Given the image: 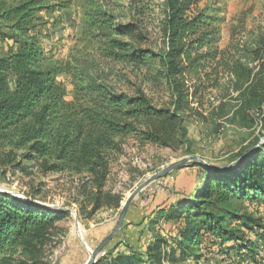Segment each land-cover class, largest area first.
Here are the masks:
<instances>
[{
  "label": "rangeland",
  "instance_id": "1",
  "mask_svg": "<svg viewBox=\"0 0 264 264\" xmlns=\"http://www.w3.org/2000/svg\"><path fill=\"white\" fill-rule=\"evenodd\" d=\"M1 1L10 8L28 0ZM88 1L35 0L37 9L33 11L34 17L27 29L13 28L12 22L3 28L7 37L0 43V56L10 50L17 51L18 44L23 41H33L43 54L41 68L53 72L66 103L76 96L72 74L87 69L118 92L131 95L143 90L153 106L172 108V93L159 79L157 70L161 68L154 66L153 60L148 59L147 66L136 67L104 54L101 43L93 37L95 30L85 16ZM92 1L109 11L115 24L138 23L145 39L135 45L151 52L163 49L159 31L163 0ZM198 4L205 14L214 18L218 38L213 45L226 57L214 67L211 75L212 82L217 80V85L213 87L211 81L205 82V87L196 95L193 88L187 90L192 109L180 114L183 117L180 126L185 135L178 139L176 146L144 141L131 134L114 138L116 144L101 188L111 197L104 200L102 208L92 212L98 187L94 172L51 171L46 165L52 161V156L37 164L22 161L26 147L16 148L11 136L4 140L0 138V192L53 212L57 217L35 237L11 248L0 258V264H83L102 235L114 227L131 192L168 164L196 156L211 167H226L253 147L251 159L259 157L260 149L256 151L257 148L264 153V147H261L264 143V71H260L261 60L251 53V50L263 47L260 38L264 36V0H198ZM141 7L145 8L139 13ZM122 39L127 41L128 37ZM232 57L252 70L250 78L239 79L227 71L224 63L229 64ZM186 83L191 85L188 80ZM261 158L264 160V155ZM19 161L24 169L13 166ZM210 171L200 163L190 161L149 182L135 196L128 207L131 218L137 220L144 213L153 220L147 239L151 238V233L152 237H164L165 231L177 223L185 224L184 218L167 221L165 215L172 204L183 202L195 192L201 179ZM224 208L229 210L225 226L241 241H235L232 235L216 236L204 231L199 237L200 245L195 249L199 257L182 260L172 252L176 248L167 246L158 253L171 252V262L154 256V264H264L263 201L246 198L240 203L217 205L213 211ZM244 221H248L250 228L243 224ZM118 232L112 243L128 241L131 234L136 233L130 231L126 236L125 231ZM237 242L243 246L250 243L256 252L255 259L240 258L233 250ZM103 255L104 250L97 259Z\"/></svg>",
  "mask_w": 264,
  "mask_h": 264
},
{
  "label": "trees",
  "instance_id": "2",
  "mask_svg": "<svg viewBox=\"0 0 264 264\" xmlns=\"http://www.w3.org/2000/svg\"><path fill=\"white\" fill-rule=\"evenodd\" d=\"M87 6L85 16L94 28L93 37L101 43L104 54L136 67L147 66V60H153L154 66L161 68L157 70L159 79L172 93V108L153 106L143 90L131 95L118 92L87 69L72 74L76 96L66 103L53 72L41 68L43 54L40 48L33 41H23L18 44L17 51L10 50L0 56V138L4 140L11 136L16 148L26 147L22 161L37 164L52 156V161L46 163L51 171L94 172L98 181L92 203L94 212L104 206L108 196L111 197L101 188L116 144L114 138L131 134L144 141L176 146L178 139L185 135L180 126L183 120L180 114L192 109L187 90L193 88L196 95L205 87V82H212L214 67L226 57L224 52L214 48L218 28L198 0H163L159 25L163 49L158 52L135 45L145 39L137 22L115 24L114 17L103 6L92 0ZM144 8L141 7L139 13ZM35 9V0L10 8L0 0V43L7 37L3 28L8 23L12 22V27L18 30L27 29ZM122 37H128V40ZM260 44L263 47L253 49L251 53L261 60L260 71H264V36L260 38ZM224 66L239 79H248L252 73L233 57ZM208 67H211L210 71ZM186 80L191 82L190 86ZM211 85L216 86L217 80L214 79ZM258 150V158L251 159V153L224 173L211 170L201 179L195 192L183 202L172 204L165 219L179 221L184 218L185 224L177 223L165 231L164 237H152L151 233V238L147 239L153 220L144 213L133 220L128 209L118 234L125 231L129 236L130 231H136L135 235L117 243H112L113 236L104 249L105 255L93 264H154V256L171 262V252L158 253L167 246L176 248L172 252L182 260L197 258L199 254L195 249L200 245L199 237L204 231L216 236L232 235L235 241H241L225 226L228 208L218 209L219 212L213 209L217 205L240 203L246 198H259L264 203V160L261 158L264 153L261 148ZM13 166L25 168L21 161ZM40 208L0 192V258L57 219L53 212ZM251 222L257 223L256 220ZM243 224L250 228L248 221ZM249 244L243 246L237 242L233 250L240 258L255 259L256 252Z\"/></svg>",
  "mask_w": 264,
  "mask_h": 264
},
{
  "label": "water",
  "instance_id": "3",
  "mask_svg": "<svg viewBox=\"0 0 264 264\" xmlns=\"http://www.w3.org/2000/svg\"><path fill=\"white\" fill-rule=\"evenodd\" d=\"M255 147L249 149L247 152H245L243 155H241L235 162H233L232 164L226 166L225 168L229 169L233 166H235L237 163H239L240 161H242L245 157H247L248 155H250L253 151H254ZM190 161H196L198 163H200L201 165L209 168L210 170H220L223 167H211L209 166L205 161H203L202 159L196 157V156H189V157H184L181 158L179 160H176L175 162H172L170 164H168L166 167H164L163 169H161L160 171L156 172L155 174H153L152 176H150L147 180H145L142 184H140L138 187H136L131 194L127 197V199L125 200L123 206L121 207L119 216L116 220V223L114 225V227L112 228V230L102 239V241L100 243H98L93 250L88 254V258L86 259V261L83 264H93L96 259L97 256L104 250V248L106 247V245L109 243V241L113 238V236L120 230L128 207L130 205V203L133 201V199L135 198V196L151 181L156 180L158 178H160L161 176L187 164Z\"/></svg>",
  "mask_w": 264,
  "mask_h": 264
},
{
  "label": "bare ground",
  "instance_id": "4",
  "mask_svg": "<svg viewBox=\"0 0 264 264\" xmlns=\"http://www.w3.org/2000/svg\"><path fill=\"white\" fill-rule=\"evenodd\" d=\"M224 169H227L225 167L221 168L220 170H224ZM215 171H219V170H215ZM88 250V249H87ZM91 251V249H89Z\"/></svg>",
  "mask_w": 264,
  "mask_h": 264
}]
</instances>
